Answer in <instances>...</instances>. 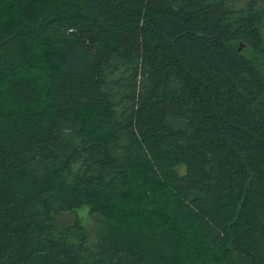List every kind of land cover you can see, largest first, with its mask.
<instances>
[{
	"label": "trees",
	"instance_id": "trees-1",
	"mask_svg": "<svg viewBox=\"0 0 264 264\" xmlns=\"http://www.w3.org/2000/svg\"><path fill=\"white\" fill-rule=\"evenodd\" d=\"M245 46L264 0H0V264H264Z\"/></svg>",
	"mask_w": 264,
	"mask_h": 264
},
{
	"label": "rangeland",
	"instance_id": "rangeland-1",
	"mask_svg": "<svg viewBox=\"0 0 264 264\" xmlns=\"http://www.w3.org/2000/svg\"><path fill=\"white\" fill-rule=\"evenodd\" d=\"M254 51V50H253ZM249 47L245 46L244 47V53L248 56H256V59L259 61V63L261 64V67L264 71V57L260 54H258L257 52H253ZM74 218V211L68 212V213H64L62 215H58L56 217V219H58L59 221H69L71 219ZM87 228L90 231V234H94L95 231L97 230L99 223L97 221V217L92 215V217L90 216V218H88L87 220Z\"/></svg>",
	"mask_w": 264,
	"mask_h": 264
},
{
	"label": "water",
	"instance_id": "water-1",
	"mask_svg": "<svg viewBox=\"0 0 264 264\" xmlns=\"http://www.w3.org/2000/svg\"><path fill=\"white\" fill-rule=\"evenodd\" d=\"M240 48H241V46H240Z\"/></svg>",
	"mask_w": 264,
	"mask_h": 264
}]
</instances>
